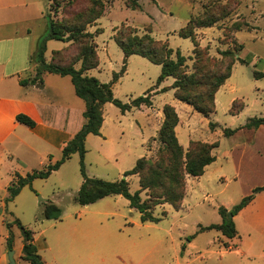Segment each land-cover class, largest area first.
Returning a JSON list of instances; mask_svg holds the SVG:
<instances>
[{"label":"rangeland","instance_id":"obj_1","mask_svg":"<svg viewBox=\"0 0 264 264\" xmlns=\"http://www.w3.org/2000/svg\"><path fill=\"white\" fill-rule=\"evenodd\" d=\"M39 1L43 6L44 19L31 22L35 44L38 45L47 35L49 18L66 29L78 32L85 29L76 35L75 40H52L45 55L46 61L50 62L55 50L58 52L54 63L72 65L79 60L84 46L90 44L100 57V67L90 70L88 75L104 83L111 82L113 74L123 67L124 54L114 37L128 26L136 28L139 36L150 32L156 40L167 43L173 49V59H176V51L180 50L186 58L183 70L186 74H195L197 81L187 87L193 100L208 93L217 77L225 73L231 57H223L221 52L235 51L240 44L243 45L237 57L244 63H235L231 77L219 91L216 112L210 120L191 105L193 116L187 117L186 110L177 109L184 122L189 120V126L183 124L179 127V141L185 148L190 134L195 141L213 142L218 140V135L223 137L225 128L237 129L249 118L264 116V0H139L140 8L137 10L129 9L125 0H100V4L93 0ZM99 12L102 15L87 24ZM198 17L219 21L211 27L196 28L194 39L180 37V30ZM237 26H242V30L236 31ZM87 32L93 37L82 38ZM36 54L33 62L37 67ZM160 72V65L139 55L130 56L126 72L113 84L114 96L123 103H129L149 90L153 89L152 94L155 93ZM256 72L262 73L263 77H256ZM173 80L175 78L166 79L164 86L171 85ZM44 81L49 90L54 88L58 91V101L62 106L69 107L74 114L84 110V101L75 94L70 76L47 74ZM173 101L177 100L172 90L153 96V106H173ZM234 101L235 109L244 104L239 116L229 113ZM154 117L152 108L147 105L141 110L122 113L114 104L108 103L104 108L106 122L103 134L91 135L85 145L87 176L107 181L124 178V173L134 167L135 159L146 151L141 133L147 131V123ZM209 121L218 124L216 133L211 132ZM237 137L241 139L243 136ZM149 147H155V154L150 156L155 160L163 147L158 137L150 141ZM55 154L56 160L62 157V153ZM80 160L79 153L73 154L49 178L34 180L14 201L5 203L0 218L2 236L9 234L5 223L2 224V219H5L11 226L13 244L15 241L19 246L21 230L14 222L19 219L44 241L45 249L40 253L54 264H238L234 250L225 252V248L219 246L224 242L219 232L199 231L200 226L221 221L220 206H233L242 199L244 189L240 183L217 177L215 170L219 164L204 177L191 180L193 184L189 183V188L193 193L188 201L184 203L183 200L180 208L160 205L154 216L161 217V220L143 223L141 213L121 195L108 196L85 206L78 204L75 197L83 181ZM44 167L37 165L36 169ZM224 171L231 173L230 166H225ZM127 180L131 193L140 189L138 175H131ZM141 197L147 199L146 191L141 193ZM49 201L55 202L62 210L57 220L43 216ZM163 211L167 212L166 216H163ZM257 214L258 210L252 209L245 219H256ZM7 245V240H4L2 248ZM9 251L14 252L13 249ZM17 264L27 262L18 259Z\"/></svg>","mask_w":264,"mask_h":264},{"label":"trees","instance_id":"obj_2","mask_svg":"<svg viewBox=\"0 0 264 264\" xmlns=\"http://www.w3.org/2000/svg\"><path fill=\"white\" fill-rule=\"evenodd\" d=\"M95 4H100V0H93ZM127 7L131 10L140 8L139 0H125ZM102 15L99 12L93 19H89L87 24H91ZM218 19L213 18H196L191 19L187 26L180 30L179 36L182 38L194 39V30L196 28L211 27L217 23ZM48 33L38 43L36 54L37 67L35 76L32 79H23L21 85L36 84L43 85V74L52 73L60 76H70L76 95L85 103V111L83 116L86 118V123L75 134L71 141L62 150V157L54 163L47 164L43 169L34 170L25 176L16 174L11 184L8 186V196L5 198V203L12 202L25 186H31L35 179H47L75 153H79L80 171L83 177L80 189L75 197V201L80 205H89L97 202L100 199L111 195H121L125 197L132 208L137 209L141 213V221L159 222L161 217H155V209L164 204H170L173 208H180L186 194L187 177L198 178L202 176L208 165L212 164L216 157L213 150L219 146V142H201L190 141L187 150H184L176 135V127L179 123V116L174 106L166 104L163 107L164 120L158 132V140L163 146L159 149V153L155 160L150 158H140L135 166L124 173V178L117 181H107L101 178L89 177L85 172L84 157L86 154L85 140L89 134L100 135V129L104 121V106L106 103H112L118 107L122 113L130 111L132 108H138L141 105H152V90L144 93L142 96L131 100L129 103H123L114 96L113 84L126 72L127 59L132 55H139L148 59L150 62L160 65L161 72L157 78V85L161 84L166 78H175L172 89L175 90V97L191 105L195 111L208 118L216 112L215 94L222 85L230 78L232 69L237 61L244 63V60L237 57V54L243 49L240 44L235 51H222L223 57H231V62L226 68L223 75L217 77V82L211 87L208 93L194 99L187 91L189 85L197 83L195 74H186L183 68L185 67L186 58L181 54L180 50L176 51V59L172 58L173 49L161 40H156L149 33L142 36L138 35L136 28L125 27L119 30L114 40L121 48L124 54L123 67L119 72L113 74L112 80L109 83L101 82L93 76L86 75V72L99 66V57L94 46L87 44L84 46L79 60L68 66L54 63V56L58 51H53L50 62L46 61L47 42L49 40L71 41L75 40L77 34L85 30L82 28L80 32L71 29H66L54 19H48ZM247 29L249 26L246 25ZM236 31L242 30V26H237ZM67 33H69L68 36ZM82 38H92V33H85ZM197 48V45H196ZM196 52L197 49H195ZM33 55V57H34ZM32 57V58H33ZM34 60V58H33ZM81 63V67L77 69L75 65ZM256 77H263L259 73H255ZM166 88L163 89L165 91ZM186 93V94H184ZM237 101V100H236ZM233 102L230 109L231 114H238L244 107V104L235 109ZM16 120L29 128L35 127V122L25 114H18ZM264 125V116L249 118L247 123L242 127L258 128ZM217 124L209 121L210 130H214ZM237 129L225 128L223 133L229 137L233 135ZM138 175L140 189L131 193L129 181L127 177ZM146 191L147 199H142L141 193ZM264 192V186L256 187L252 193L243 197L241 201L232 209L228 210L224 206L218 208L219 214L222 217L220 224H210L208 226H200L199 231L217 230L223 236L232 239L237 235V230L234 224V216L245 208L256 196V194ZM232 217H229V214ZM62 210L55 204H47L44 209L43 216L46 219H59ZM163 216L167 212L163 211ZM15 224L21 230L23 237V259L28 264H45L41 256L37 253V248L34 245L33 231L24 226L19 219L14 220ZM4 223L9 230L7 237V247L13 249V235L10 229V223L4 219ZM184 249V247H183Z\"/></svg>","mask_w":264,"mask_h":264},{"label":"crops","instance_id":"obj_3","mask_svg":"<svg viewBox=\"0 0 264 264\" xmlns=\"http://www.w3.org/2000/svg\"><path fill=\"white\" fill-rule=\"evenodd\" d=\"M33 19H44L43 6L39 0H0V199H4V201L0 200V218L2 214L1 210L5 208V198L8 196L7 188L15 175L25 176L34 170H40L36 169L37 165L44 167L48 163L56 162L57 155L55 153H62L63 148L86 123V118L83 116L85 108L74 114L72 109L59 103L58 99L60 95L56 89L51 88L49 90L50 87L45 83L44 76L52 73L43 74L42 86H39L38 83H30L25 86L20 84L21 80L32 79L36 73V63L33 62L32 57L38 45L33 42L32 37L31 22ZM51 42L52 40L47 42V50ZM75 67L79 69L81 63H77ZM99 67L100 63L94 69H98ZM89 71L86 72V75H88ZM259 75H262V73H259ZM164 81L156 85L153 96L157 93L172 90L173 97L177 100L173 101V106L179 116V123L176 127V135L179 140V127L183 124L185 126L189 124V120L184 122L177 109L182 108L186 110L185 115L187 117L193 116L194 113L192 114V107L189 104L175 97V90L171 88L174 80L171 85L167 86H164ZM221 87L215 94V105L218 102ZM164 88H166L165 91H163ZM165 105L153 106L152 97V105L147 106L148 108H152L155 117L154 120L147 123L149 125L147 131H142L141 133L142 143L146 151L135 159V164L138 159L143 157L150 158L152 154H155V147H149V143L152 139L158 137V132L164 120L163 107ZM145 107L146 105H141L138 108H132L130 111L141 110ZM242 110L238 114L232 115L239 116ZM18 114L29 116L35 122V127L31 129L18 122L16 120ZM211 116L212 114L210 117L205 118L210 120ZM105 122L106 119L104 118L100 129L101 133L103 132ZM216 130L217 127L213 131L211 130V132L216 133ZM91 135L94 134H89L86 137L85 145ZM239 135L243 137L238 139L237 136ZM190 141H195L191 134L189 135L187 147L185 148L182 144L184 150H187ZM216 141L219 142V146L213 150L216 160L206 167L202 176L198 178L187 177V194L184 203L188 201V198L193 193V190L189 188V185L193 184L191 180L204 177L217 164L219 165L216 167L215 172L218 178L225 179L228 182L235 181L243 186L242 198L251 194L256 187L264 186V125L251 129L240 127L229 137L225 136L224 133L223 137L218 135V140ZM224 145H226L224 151L219 153ZM225 166H230L231 173L224 171ZM51 203L57 205L52 201H49L46 205ZM222 206L230 210L235 205ZM252 209L258 210V217L256 219H245ZM221 222L222 218L220 222L214 224H220ZM2 224H4V219H2ZM234 224L237 235L232 239L223 236L220 231L215 230L221 234V238L224 241L222 246H219L225 248V252H232L234 250L238 256V264H264V192L256 194L252 202L234 216ZM7 237L8 235L3 234L2 236L0 232V264H9V249L7 246L2 248L3 241H6ZM19 237V246L15 244V241L13 244L16 264L18 259L24 260L22 257V234ZM33 237L34 245L42 261L45 264H54V262L48 261L40 253L45 249L44 241L35 233ZM24 261L27 262L26 260ZM101 261L104 263L105 259L102 258ZM245 261H248V263Z\"/></svg>","mask_w":264,"mask_h":264},{"label":"water","instance_id":"obj_4","mask_svg":"<svg viewBox=\"0 0 264 264\" xmlns=\"http://www.w3.org/2000/svg\"><path fill=\"white\" fill-rule=\"evenodd\" d=\"M42 200V199H41ZM229 217H232V214H229ZM8 260H9V264H15V260H14V252L13 251H9L8 252Z\"/></svg>","mask_w":264,"mask_h":264}]
</instances>
